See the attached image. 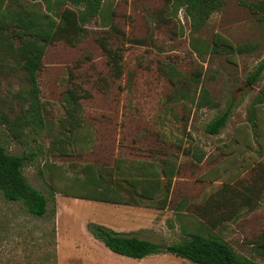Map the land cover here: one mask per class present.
Wrapping results in <instances>:
<instances>
[{
	"label": "rangeland",
	"instance_id": "1",
	"mask_svg": "<svg viewBox=\"0 0 264 264\" xmlns=\"http://www.w3.org/2000/svg\"><path fill=\"white\" fill-rule=\"evenodd\" d=\"M251 1L257 0H225L194 29L183 8L175 11L165 0H103L79 41L46 47L38 74L44 125L38 132L26 128L20 142L4 120L24 108L16 93L27 82L12 60L0 62L1 141L10 154L34 153L23 174L47 198L46 214L34 216L0 194V264H194L170 253L142 259L118 255L89 233V222L159 244L207 227L239 255L264 264L256 247L264 232V100L258 98L264 70L255 84L247 82L264 60V11L252 12L245 4ZM43 11L44 0H0V15ZM216 34L254 47L235 55L211 52ZM100 36L123 49L120 77L111 72ZM72 84L90 97L81 99L83 124L64 154L51 144L61 135L63 95ZM203 90L215 107L198 104ZM228 107L225 126L208 133L206 125ZM118 158L159 167L164 160L175 162L165 208L73 197L82 164L111 167ZM223 189L237 202L242 195L254 197L232 214L226 207L203 213L210 196ZM209 215L217 219L215 227Z\"/></svg>",
	"mask_w": 264,
	"mask_h": 264
},
{
	"label": "trees",
	"instance_id": "2",
	"mask_svg": "<svg viewBox=\"0 0 264 264\" xmlns=\"http://www.w3.org/2000/svg\"><path fill=\"white\" fill-rule=\"evenodd\" d=\"M44 1L47 12L0 15V52L3 53L0 62L12 60L14 68L23 70L27 82V86L16 93L24 108L14 118L4 120L9 135L18 142L27 138L26 128L30 127L33 132H38L44 125L38 74L46 47L59 41L75 44L86 34V23L96 17L103 6V0ZM165 1L170 3L175 11L183 8L193 28L199 29L225 0ZM245 4L252 12L264 11V0L245 2ZM98 42L107 56L113 76L120 77L123 72V49L120 46H109L103 36L98 38ZM209 47L211 52L235 55L249 52L254 46L234 45L225 37L216 34ZM263 70L264 60L248 76L247 82L250 85L255 84ZM199 77V72L193 75L195 81H198ZM261 91L262 94L258 96L260 101L264 100V88ZM88 97H90L88 91L74 84L64 92V115L59 121L61 135L53 140L51 144L53 150L64 153L66 144L73 141L76 132L83 124L81 99ZM198 104L216 106L206 90H203ZM229 114L230 107L210 121L205 130L210 134L219 133L225 126ZM249 120L253 125L255 124L253 106L249 109ZM195 156L197 161L203 159V155L196 153ZM33 158L32 152L10 154L0 138V194L8 201L21 202L30 214L43 216L47 212V198L40 190L33 187L23 174L24 166ZM80 170L82 176L76 182L79 192L73 194V197L137 207L154 205L162 209L168 204L172 178L177 172V166L175 162L168 160L162 161L159 167L154 162L124 161L118 158L111 167L84 163ZM227 191L223 189L222 192L210 196L202 206V212L212 214L213 208L226 207L225 213L232 214L237 210L236 206L248 204L254 197L242 195L241 200L237 202L232 195H226ZM52 198L55 199L53 196ZM212 217V215L208 217L211 228L215 227L217 220ZM87 230L113 253L133 259L170 253L194 264H260L239 255L227 241L207 227L204 230L193 231L187 237L169 244H159L93 222L87 224ZM256 247L264 255V232Z\"/></svg>",
	"mask_w": 264,
	"mask_h": 264
},
{
	"label": "crops",
	"instance_id": "3",
	"mask_svg": "<svg viewBox=\"0 0 264 264\" xmlns=\"http://www.w3.org/2000/svg\"><path fill=\"white\" fill-rule=\"evenodd\" d=\"M112 229H114V228H112ZM114 230H116V231H119V230H117V229H114ZM119 232H124V233H128V232H125V231H119Z\"/></svg>",
	"mask_w": 264,
	"mask_h": 264
}]
</instances>
